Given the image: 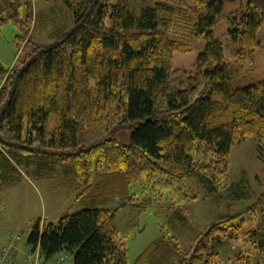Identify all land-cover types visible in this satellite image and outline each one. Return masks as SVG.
<instances>
[{
  "label": "trees",
  "instance_id": "obj_1",
  "mask_svg": "<svg viewBox=\"0 0 264 264\" xmlns=\"http://www.w3.org/2000/svg\"><path fill=\"white\" fill-rule=\"evenodd\" d=\"M64 1L72 22L54 25L40 44L30 36L32 23L36 27L32 0H0V26L11 21L21 27L27 47L13 67H0V183L3 169L17 172L10 159L20 160L22 135L34 130L50 137L48 144L82 186L80 194L87 193L88 206L61 215L57 224L36 221L27 244L45 259L64 252L74 264H127L113 224L121 205L111 202L135 203L129 185L139 182L152 195L165 194L174 209L139 259L211 264L214 240L236 235L244 219L233 224L235 215L226 214L202 227L191 224L181 207L197 195L185 178L198 175L209 189H221L231 146L248 136L264 154V79L233 84L213 26L227 17L239 55L250 56L260 46L264 0H247L230 13L223 0ZM185 36L205 40L193 68L179 58L190 50ZM120 129L131 130L128 143L114 137ZM152 195L139 201L140 212ZM254 204L259 221L245 235L264 262V181ZM169 228L194 232L188 252ZM249 259L239 253L217 264Z\"/></svg>",
  "mask_w": 264,
  "mask_h": 264
},
{
  "label": "rangeland",
  "instance_id": "obj_2",
  "mask_svg": "<svg viewBox=\"0 0 264 264\" xmlns=\"http://www.w3.org/2000/svg\"><path fill=\"white\" fill-rule=\"evenodd\" d=\"M246 1L223 0L224 9L230 13L244 7ZM32 8L36 27L32 23L30 36L40 44L47 43L48 30L54 25L69 23L73 19L64 0H32ZM230 26L227 17L221 18L213 26V34L222 43L224 62L232 73L233 84L242 87L264 79V23L257 31L260 46L250 56L243 57L239 55L240 46L229 38ZM20 35L21 27L11 21L0 26V67L5 70L13 67L27 50V47L23 48ZM183 41L190 50L179 53V58L187 67L193 68L199 52L205 47V40L198 36H185ZM49 121L51 125L54 123L53 115ZM114 137L120 143H128L131 130H117ZM49 138H43L34 130L29 134L24 133L21 146L27 150L17 148L22 157L17 161L10 159L18 173L11 174L8 170H2L0 250L11 247L8 248L4 264H74L72 254L58 252L45 259L40 257L38 249H31L27 244L32 225L36 221L57 224L61 215L74 213L88 206L87 193L80 194L82 186L76 185L69 162L56 154L57 151L48 144ZM263 181L264 154L259 152L252 136L231 146L227 179L221 189H209L198 175L185 178V184L197 195L195 201L181 207L191 224L202 227L226 214L235 215L231 219L233 224L244 219V224L236 235L225 233L217 241L214 240L213 249L217 255L213 257L214 263L211 264L232 261L239 253L250 255L247 264H264L245 235V231L259 221L260 208L254 202L262 189ZM129 192L135 194V203H119L117 199L111 202L112 206L121 205L113 224L124 239L127 264H148V260L139 259V256L152 241L160 237V226L164 225L174 209L169 207L165 194L152 195L151 192L142 190L139 182L131 183ZM147 195H152V203L140 212L137 204ZM227 229L231 230L230 227ZM169 231L173 230L169 228ZM173 235L180 250L188 249L196 238L191 231L177 230L173 231ZM19 249L28 252L24 253V257L22 255L17 258Z\"/></svg>",
  "mask_w": 264,
  "mask_h": 264
},
{
  "label": "built area",
  "instance_id": "obj_3",
  "mask_svg": "<svg viewBox=\"0 0 264 264\" xmlns=\"http://www.w3.org/2000/svg\"><path fill=\"white\" fill-rule=\"evenodd\" d=\"M8 248L11 249V247H3L1 250H0V264H4L5 263V256L8 255Z\"/></svg>",
  "mask_w": 264,
  "mask_h": 264
},
{
  "label": "crops",
  "instance_id": "obj_4",
  "mask_svg": "<svg viewBox=\"0 0 264 264\" xmlns=\"http://www.w3.org/2000/svg\"><path fill=\"white\" fill-rule=\"evenodd\" d=\"M27 252H28V250L25 251V250L19 249V253L17 255V258L22 257V255L24 257V253H27ZM12 264H14V263H12Z\"/></svg>",
  "mask_w": 264,
  "mask_h": 264
}]
</instances>
